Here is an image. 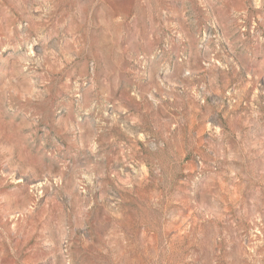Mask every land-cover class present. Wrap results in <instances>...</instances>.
<instances>
[{"label":"rangeland","instance_id":"obj_1","mask_svg":"<svg viewBox=\"0 0 264 264\" xmlns=\"http://www.w3.org/2000/svg\"><path fill=\"white\" fill-rule=\"evenodd\" d=\"M0 264H264V0H0Z\"/></svg>","mask_w":264,"mask_h":264}]
</instances>
